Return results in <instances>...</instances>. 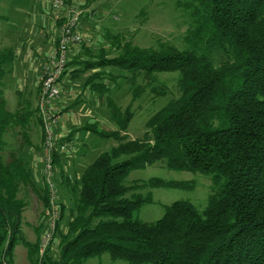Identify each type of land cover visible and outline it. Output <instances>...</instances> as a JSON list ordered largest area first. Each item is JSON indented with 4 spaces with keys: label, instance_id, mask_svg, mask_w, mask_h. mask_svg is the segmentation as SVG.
Segmentation results:
<instances>
[{
    "label": "trees",
    "instance_id": "trees-1",
    "mask_svg": "<svg viewBox=\"0 0 264 264\" xmlns=\"http://www.w3.org/2000/svg\"><path fill=\"white\" fill-rule=\"evenodd\" d=\"M185 9L190 20L181 46L160 41L143 47L108 34L110 46L92 55L83 44L87 57L67 62L66 69L76 66L72 78L93 71L83 89L94 95L90 106L105 104L115 125L104 131L91 119L78 130L110 137L116 144L100 152L77 178L64 179L70 204L60 228L66 200L57 187L56 163L61 154L72 162L76 138L73 132L63 139L57 136L53 155L58 216L43 252L39 247L49 221V195L42 176L39 185L31 168L43 134L40 129V146L27 135L31 119L41 124L36 109L19 102L9 110L0 87V264H14L19 243L28 264H85L104 253L128 264H264V0H190ZM111 50L115 55L107 56ZM11 59V49L2 47L0 78ZM158 73H177L175 94L145 120L140 136L129 139L126 131L134 112L131 103L123 108L114 99L120 92L118 81L134 85V100L139 94L136 79L153 80ZM81 101L78 97L71 105ZM15 126L21 129L26 150L5 152L6 133ZM63 143L69 146L61 150ZM158 162L169 170L210 176L212 189L203 209L175 200L153 221L135 216L152 199L136 193L138 187L194 188L192 180L159 177L140 186L123 184L132 170ZM23 186L30 187L41 204L42 218L32 227L34 241L21 230L27 208V200L19 195ZM53 238L56 252L50 248Z\"/></svg>",
    "mask_w": 264,
    "mask_h": 264
},
{
    "label": "rangeland",
    "instance_id": "rangeland-1",
    "mask_svg": "<svg viewBox=\"0 0 264 264\" xmlns=\"http://www.w3.org/2000/svg\"><path fill=\"white\" fill-rule=\"evenodd\" d=\"M82 1L83 0H78L79 4L77 5L80 6V4H84ZM189 1L190 0H95L94 3L90 2L89 5L93 8H89V18H82V16H80L78 24L81 34L89 38L88 41L84 42V46L92 50L90 54L95 55L99 47L110 46V37L107 38L108 34H119L120 36H124L127 40H130L133 44L143 47L156 45L157 42L160 41L181 46L190 20L185 9V4ZM39 9L42 10V17L46 21L44 27L47 29L49 28L50 20L54 19L45 0H0V49L4 45L10 43V41L8 42L6 39V23L19 26L23 21H26L27 24L28 21L36 19L39 14ZM83 9L84 8L80 6V11H82L81 15L84 13ZM25 16L27 17L24 18ZM50 31L54 33L52 30ZM81 45H83V43L80 44L79 47H81ZM47 46V49L42 46L43 53H46L49 48H52L51 40L48 42ZM44 49H46V51ZM113 55H115L114 50L107 53V56ZM84 56L87 57V55ZM84 56H80L79 59L82 60L85 58ZM90 72L93 71H86L77 78V80H79V85H81L82 79L86 78ZM123 74L126 76L129 75L128 73ZM176 77L177 73H158L155 74V79L146 81L138 77L136 79V84H138L139 87V94L134 100L131 94L134 85L129 84L125 79H120L118 81L120 92L115 89L119 93L114 99H117L118 103H120L123 108L131 103V109L134 112L126 131L129 139L140 136L144 132L145 120L153 112L163 106L169 96L175 94L174 83ZM77 80L69 82L70 87L73 89L71 91H74V88H82L76 83ZM14 90L15 84H13V82H11L9 86L4 85L3 97L6 101L7 108L11 111L15 109L17 102V95L14 94ZM163 91H167V94H161ZM32 92L34 93V91ZM84 93L85 94L79 95V99H82V101L76 104L71 105V103L75 101L74 98L78 96L76 93L73 94V96L70 93L68 95L63 94L61 98L64 102L59 104L58 101H56L57 103L55 102V109L58 110V112V106L61 104H64L62 107L66 106L68 110H70L63 113L61 118H58L55 125L56 130H58L59 126H66L61 134L72 133V130L76 126L74 123L77 122V119L80 121L83 112L89 109L92 99L91 101L88 99L87 96L89 93L87 89L84 90ZM115 93L117 92H114V94ZM30 96L31 99L32 95ZM28 107L35 111L33 102H30ZM90 109L92 116L88 117V120H94L99 128L104 131L115 129L114 123L109 119L105 104L99 102V105H93ZM78 113H80V115ZM88 120H82L81 124H84ZM27 135L33 145L39 144L40 131L33 119H31L28 124ZM6 137L7 147L5 152H17L20 151V149H22L21 152H24L26 150V145L19 127L15 126L9 129L6 133ZM115 144L116 142L110 137L98 138L92 133L89 134L87 139L79 136L76 148H74L72 154L81 150V152H84V158L83 161L80 160L81 164L78 166L77 172L80 173L100 152L109 150ZM74 158H76L75 155L71 157V160L73 161ZM75 161L77 160L75 159ZM37 166V164L31 162L33 174L36 173ZM152 177H159L164 180H192L194 188L138 187L135 191L136 193L143 196L150 194L152 198L150 202L143 204L135 214L138 219L143 221H153L159 218L163 213V206L175 200L189 201L198 210H201L206 205L207 197L212 189L209 175L185 170H169L162 162L132 170L123 180V184L128 186L135 183L140 186L141 183L146 182V180ZM61 189V194L64 200H66V206L64 215L60 220V228L65 226L70 204V202L67 201L69 195L67 190H65L66 188L61 187ZM130 194L131 193L128 192L125 195L130 196ZM19 195L27 200V208L22 214L21 230L26 239L34 241L35 232L32 227H35L39 223L40 216L42 218L41 206H39V209L36 208L35 202L31 200V196H34V192L30 187H21ZM37 203L39 202L37 201ZM56 245L57 240L53 238L50 244V248L53 252H56ZM25 255L26 250L23 245L20 243L17 244L13 255L14 264H28ZM85 264L128 263L122 259L112 260L107 253H104L100 256L88 258Z\"/></svg>",
    "mask_w": 264,
    "mask_h": 264
},
{
    "label": "crops",
    "instance_id": "crops-1",
    "mask_svg": "<svg viewBox=\"0 0 264 264\" xmlns=\"http://www.w3.org/2000/svg\"><path fill=\"white\" fill-rule=\"evenodd\" d=\"M46 4H48L49 10H50V6H49V1L45 0ZM85 0L82 1V3H84ZM94 3V2H92ZM80 6L82 8H84V13H82V18H89V8H93L92 6H90L89 4H80ZM99 6V5H98ZM42 10L39 9V14L37 15L36 19L32 20V21H28L26 24V21H23V23L21 25H16V24H8L6 23V36H7V40L8 42L10 41L9 44L4 45L3 47L5 48H9L12 51V59L11 62L9 63V67L7 69V71L3 74V76L0 78V87L2 90V93L4 94V85H10L11 82H13V84H15V90H14V94L17 95V102L16 105L20 102L22 107H28L30 102H33V104L35 105V109H36V104H37V95H38V91H39V75L41 72V66L43 61L45 60L46 56L53 50L54 45H55V39L58 33V23L55 20H50L51 22L49 23V28L45 29L44 24H46V21L44 20L43 13H41ZM51 12V10H50ZM52 14V12H51ZM27 16H25L24 18H26ZM53 17V15H52ZM81 18V19H82ZM54 19V18H53ZM50 30H52L54 33H52ZM52 35V36H51ZM51 40V44H52V48H49L47 50L46 53H43L42 51V46H44L47 49V44L48 42ZM84 44V43H83ZM84 46V45H83ZM82 47V45H81ZM81 47H79V45L77 46H73L71 47L70 53H69V60H72L76 57V59H79L80 56H84V52L83 49H81ZM100 48V47H99ZM46 49H44L46 51ZM90 49V48H89ZM99 50V49H98ZM90 51H92L90 49ZM97 53V52H96ZM85 57V56H84ZM75 65H69L67 66L66 69V73L64 74V76L62 77V88H63V92L60 95V99L57 98L55 100L58 101V104L61 102H64V100L61 98L64 95H68L69 93L73 96V94H78L77 97H75L74 99L78 98L79 95L81 94H85L84 90L87 89H83V81L85 78H83L81 85H79V80H77V78H72V74L70 73L72 68H75ZM72 80H77V84L82 87L80 88H74V91L70 85L69 82H71ZM88 90V89H87ZM34 91V93L32 92ZM30 95H32V98L30 99ZM94 96V95H93ZM93 96H89L88 94V99L93 102ZM85 101V100H84ZM35 102V103H34ZM57 103V102H56ZM31 105V104H30ZM55 105V104H54ZM64 104L59 105V112L57 110V112L59 113V116L61 118L63 113H66L67 111H70L67 109V107H62ZM17 107V106H16ZM15 107V108H16ZM91 106L89 105V109L83 112V116L82 119L79 121L77 119V122H75L74 124H76V126L74 127V129L72 130V132L74 131V134L72 133V136L74 137V135L77 133V135H75L74 142H75V148L77 145V140L79 138V136L83 137V138H88L89 134L85 131H80L78 130L83 124L82 120H88V117H91ZM80 115V113H78ZM91 120V119H90ZM39 127V131H41L40 126ZM66 126H59L58 130H57V136L59 139H63L65 137H67V135L71 134V133H62V130L65 129ZM41 134V132H40ZM77 136V137H76ZM41 140V139H40ZM39 146H40V141H39ZM40 152L41 149L39 147V151L35 152L34 156H33V162L35 164H37V170L35 173V180L36 182H38L37 184L41 185V168H40V162L38 161V158L40 156ZM38 154V155H37ZM74 155L76 156V158L73 159L72 162H70L69 160L65 159V156H63V154L60 155L59 158V162L56 163V168H57V184H58V189L60 190L61 187H63L64 184V179L70 178L73 179V176L76 177V175L79 176V172H77L78 166L81 164V161H83L84 158V152H81V150H78L74 153ZM75 159L77 161H75ZM81 160V161H80ZM72 166V167H71ZM77 178V177H76ZM62 190V189H61ZM34 192V191H33ZM61 194V193H60ZM31 200H33L36 204V208L39 209V206H41L39 199L37 198V195L34 193V196H31ZM37 201L39 203H37ZM34 230V229H33Z\"/></svg>",
    "mask_w": 264,
    "mask_h": 264
},
{
    "label": "built area",
    "instance_id": "built-area-1",
    "mask_svg": "<svg viewBox=\"0 0 264 264\" xmlns=\"http://www.w3.org/2000/svg\"><path fill=\"white\" fill-rule=\"evenodd\" d=\"M54 20L58 23V33L53 50L46 56L39 75V91L36 111L41 124L43 144L38 161L41 165V176L47 187L49 204L46 214L49 216L48 226L40 240V252H43L55 229L58 216L56 170L54 164V147L57 140L55 125L60 117L55 109V100L62 92V77L66 72L71 47L80 45L89 38L81 34L79 21L81 12L78 0H48ZM69 143L60 145V149L68 148Z\"/></svg>",
    "mask_w": 264,
    "mask_h": 264
}]
</instances>
